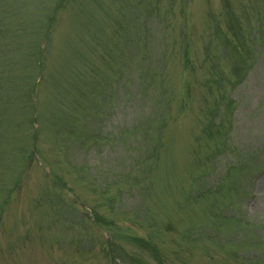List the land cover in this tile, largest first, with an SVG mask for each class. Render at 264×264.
<instances>
[{
  "label": "rangeland",
  "instance_id": "1",
  "mask_svg": "<svg viewBox=\"0 0 264 264\" xmlns=\"http://www.w3.org/2000/svg\"><path fill=\"white\" fill-rule=\"evenodd\" d=\"M0 264H264V0H0Z\"/></svg>",
  "mask_w": 264,
  "mask_h": 264
}]
</instances>
